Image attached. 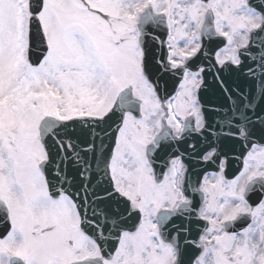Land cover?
<instances>
[{"label":"snow or ice","instance_id":"snow-or-ice-1","mask_svg":"<svg viewBox=\"0 0 264 264\" xmlns=\"http://www.w3.org/2000/svg\"><path fill=\"white\" fill-rule=\"evenodd\" d=\"M0 264H264V0H0Z\"/></svg>","mask_w":264,"mask_h":264},{"label":"water","instance_id":"water-1","mask_svg":"<svg viewBox=\"0 0 264 264\" xmlns=\"http://www.w3.org/2000/svg\"><path fill=\"white\" fill-rule=\"evenodd\" d=\"M34 51H37V52H38L39 49H34ZM236 166H237V165H235V164L233 165L234 168H235Z\"/></svg>","mask_w":264,"mask_h":264}]
</instances>
